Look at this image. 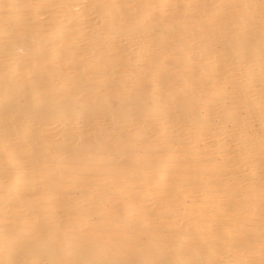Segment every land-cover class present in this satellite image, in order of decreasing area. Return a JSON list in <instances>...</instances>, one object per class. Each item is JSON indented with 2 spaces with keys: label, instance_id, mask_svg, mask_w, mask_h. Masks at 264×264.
<instances>
[{
  "label": "bare ground",
  "instance_id": "6f19581e",
  "mask_svg": "<svg viewBox=\"0 0 264 264\" xmlns=\"http://www.w3.org/2000/svg\"><path fill=\"white\" fill-rule=\"evenodd\" d=\"M87 1L0 0V264H264V0Z\"/></svg>",
  "mask_w": 264,
  "mask_h": 264
},
{
  "label": "rangeland",
  "instance_id": "374dc122",
  "mask_svg": "<svg viewBox=\"0 0 264 264\" xmlns=\"http://www.w3.org/2000/svg\"><path fill=\"white\" fill-rule=\"evenodd\" d=\"M85 1H86V0H85ZM88 1H89V0H88ZM88 1H87V2H88ZM137 1H138V3H140L139 1H142V0H135L136 4H137ZM87 2H85V3L88 4ZM93 7H94V5H92V6H90V7L88 8V11H87L88 16L91 15V12L93 11ZM82 40H83V39H82ZM78 42H79L78 44L82 45L84 41L79 40ZM81 42H82V43H81ZM119 43H120V44H119ZM119 43H118V45L120 46L119 48H121L122 45L125 44V43H123V42H119ZM132 47H133V48H132ZM134 47H135V46H131L130 48H132V49L134 50ZM128 52H131V49H130ZM154 127H156V126L154 125V126H151L150 128H148V131H149L150 133L153 131V132H152L153 134L151 133L152 135H154V134L156 133V131H157V128H154ZM82 128H83V126H82ZM153 129H154V130H153ZM151 130H152V131H151ZM155 130H156V131H155ZM259 130H260L261 132L263 131L262 128H260ZM149 132H148V133H149ZM154 132H155V133H154ZM48 133H49V132H48ZM151 134H149V135H151ZM74 135H75V134H74ZM152 135H151V136H152ZM224 140H225V139H224ZM225 141H226L227 143H229L230 145L233 143V141L231 140V138H230V139L226 138ZM228 141H229V142H228ZM230 141H232V142L230 143ZM186 143H187V142H186ZM188 143H189V141H188ZM187 199H188V200H187V202H188L187 204L189 205V203H190L192 197L190 196V197H188ZM245 199H246V198H245ZM187 204H186V205H187ZM61 217H62V215H61ZM64 217H65V216H63L62 219H65Z\"/></svg>",
  "mask_w": 264,
  "mask_h": 264
}]
</instances>
